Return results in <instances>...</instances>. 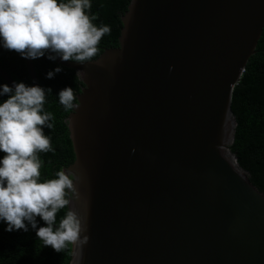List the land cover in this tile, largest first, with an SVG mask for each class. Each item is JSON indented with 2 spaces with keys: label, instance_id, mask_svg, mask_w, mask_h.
I'll return each mask as SVG.
<instances>
[{
  "label": "water",
  "instance_id": "water-1",
  "mask_svg": "<svg viewBox=\"0 0 264 264\" xmlns=\"http://www.w3.org/2000/svg\"><path fill=\"white\" fill-rule=\"evenodd\" d=\"M121 20L118 46L54 60L84 84L64 171L79 194L67 210L87 218L90 239L69 264H264V193L222 151L264 0H130Z\"/></svg>",
  "mask_w": 264,
  "mask_h": 264
},
{
  "label": "clouds",
  "instance_id": "clouds-1",
  "mask_svg": "<svg viewBox=\"0 0 264 264\" xmlns=\"http://www.w3.org/2000/svg\"><path fill=\"white\" fill-rule=\"evenodd\" d=\"M90 8V0H0V43L26 59L54 53L48 59L92 61L110 28L95 26L92 20L96 17L85 12ZM61 71L57 67L47 78ZM45 93L40 86L24 83H14V89L4 84L0 90V96L9 95L0 103V152L5 154L0 160V221L7 223L9 232L28 231L30 224L45 247L61 252L69 243L87 244L90 237L84 234L87 218L75 210L67 211L56 226L57 213L70 205L69 194L79 196L70 175L61 170L57 178L40 182L42 161L38 154L52 151L43 128L54 127L49 122L52 114L43 110ZM75 99L71 87L59 92L66 111L79 107ZM37 217L47 226L37 228Z\"/></svg>",
  "mask_w": 264,
  "mask_h": 264
},
{
  "label": "trees",
  "instance_id": "trees-1",
  "mask_svg": "<svg viewBox=\"0 0 264 264\" xmlns=\"http://www.w3.org/2000/svg\"><path fill=\"white\" fill-rule=\"evenodd\" d=\"M58 2L66 3L68 0H58ZM90 2L91 8L86 9L85 12L90 17H96L92 23L97 27L110 28V32L105 34L98 44V53L93 58L96 59L105 48L118 46L122 27L121 16L130 0H90ZM48 56L46 53L45 56L34 59L40 87L46 90L43 110L52 114L53 118L49 122L54 125L53 129L43 128L44 134L51 140L52 151L38 154L42 161L40 182L57 178L56 173L64 170L74 161L72 141L66 122L72 110L66 111L60 104L59 92L71 87L76 98L84 86L74 69L50 60ZM0 66L18 83L30 86L24 57L15 51L5 49L2 43H0ZM57 67L62 68V71L51 79L47 78V74L50 71L54 72ZM4 84L7 83L0 76V90ZM48 89H51V92H47ZM8 98V94L0 96V103ZM231 110L236 124L234 139L229 146L230 155L232 158V153L236 156L237 164L246 171L252 184L264 193V27L255 53L249 57L240 80L234 86ZM4 155L0 152V160ZM67 209L66 207L57 213L56 226L66 215ZM46 226L45 222L37 217V228ZM6 229L7 223L0 221V264H69L74 250L72 243L61 252H57L50 246H44L30 224L28 231L21 229L9 232Z\"/></svg>",
  "mask_w": 264,
  "mask_h": 264
},
{
  "label": "bare ground",
  "instance_id": "bare-ground-1",
  "mask_svg": "<svg viewBox=\"0 0 264 264\" xmlns=\"http://www.w3.org/2000/svg\"><path fill=\"white\" fill-rule=\"evenodd\" d=\"M231 120H232V118L229 119V121H231ZM227 143L228 142H226V144H224V146L222 147V151L226 155V157H228L230 159V161L235 164V159H234V157L232 158V156L230 155L231 152L229 150V147H228ZM72 245H73V248H74L73 255L76 256V254H75V251L76 250H75V247H74V245L76 246V244L75 243H72Z\"/></svg>",
  "mask_w": 264,
  "mask_h": 264
},
{
  "label": "rangeland",
  "instance_id": "rangeland-1",
  "mask_svg": "<svg viewBox=\"0 0 264 264\" xmlns=\"http://www.w3.org/2000/svg\"><path fill=\"white\" fill-rule=\"evenodd\" d=\"M230 146V143H228V147ZM247 174V173H246ZM72 247H73V245H72Z\"/></svg>",
  "mask_w": 264,
  "mask_h": 264
}]
</instances>
